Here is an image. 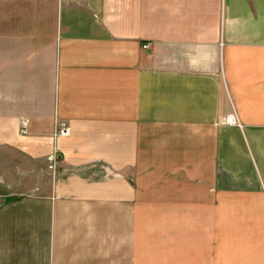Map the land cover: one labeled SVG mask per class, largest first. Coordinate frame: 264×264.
<instances>
[{
  "label": "crops",
  "instance_id": "0c3cea01",
  "mask_svg": "<svg viewBox=\"0 0 264 264\" xmlns=\"http://www.w3.org/2000/svg\"><path fill=\"white\" fill-rule=\"evenodd\" d=\"M0 264H264V0H0Z\"/></svg>",
  "mask_w": 264,
  "mask_h": 264
},
{
  "label": "built area",
  "instance_id": "2783aa9c",
  "mask_svg": "<svg viewBox=\"0 0 264 264\" xmlns=\"http://www.w3.org/2000/svg\"><path fill=\"white\" fill-rule=\"evenodd\" d=\"M224 123L225 124H228V125H234V126H237V127H239V124H238V122L236 121V119L234 118V116L231 114V115H229V116H227V117H225V119H224ZM58 134L59 135H65L66 134V130H65V128L63 127V125L62 124H60V129H59V131H58ZM51 159H55L54 157H52ZM52 160V161H53ZM51 161V162H52ZM50 162V163H51ZM53 167V164H51V165H49L48 166V168H52Z\"/></svg>",
  "mask_w": 264,
  "mask_h": 264
},
{
  "label": "rangeland",
  "instance_id": "374dc122",
  "mask_svg": "<svg viewBox=\"0 0 264 264\" xmlns=\"http://www.w3.org/2000/svg\"><path fill=\"white\" fill-rule=\"evenodd\" d=\"M21 128H22V126H21ZM21 133L23 134L24 132H23V129H21Z\"/></svg>",
  "mask_w": 264,
  "mask_h": 264
}]
</instances>
